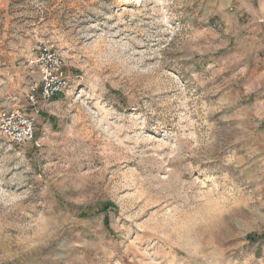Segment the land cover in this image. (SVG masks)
<instances>
[{
    "label": "rangeland",
    "instance_id": "1",
    "mask_svg": "<svg viewBox=\"0 0 264 264\" xmlns=\"http://www.w3.org/2000/svg\"><path fill=\"white\" fill-rule=\"evenodd\" d=\"M0 91V264H264V0H0Z\"/></svg>",
    "mask_w": 264,
    "mask_h": 264
},
{
    "label": "built area",
    "instance_id": "2",
    "mask_svg": "<svg viewBox=\"0 0 264 264\" xmlns=\"http://www.w3.org/2000/svg\"><path fill=\"white\" fill-rule=\"evenodd\" d=\"M31 52L28 65L39 73L40 79L30 86L27 102L37 114L38 107L68 90L70 79L65 73L63 58L51 41L39 42ZM32 115L26 107L7 106L0 100V137L17 146L30 144L36 131Z\"/></svg>",
    "mask_w": 264,
    "mask_h": 264
},
{
    "label": "crops",
    "instance_id": "3",
    "mask_svg": "<svg viewBox=\"0 0 264 264\" xmlns=\"http://www.w3.org/2000/svg\"><path fill=\"white\" fill-rule=\"evenodd\" d=\"M0 94H2V91H0ZM5 95H0V100L7 106H14V104H10L9 102H7L8 99H4L6 97H4ZM9 97V96H8ZM3 98V99H2Z\"/></svg>",
    "mask_w": 264,
    "mask_h": 264
},
{
    "label": "trees",
    "instance_id": "4",
    "mask_svg": "<svg viewBox=\"0 0 264 264\" xmlns=\"http://www.w3.org/2000/svg\"><path fill=\"white\" fill-rule=\"evenodd\" d=\"M55 99V98H54Z\"/></svg>",
    "mask_w": 264,
    "mask_h": 264
}]
</instances>
